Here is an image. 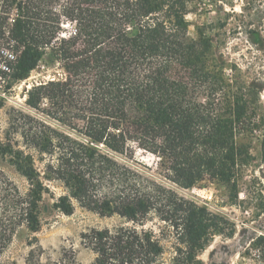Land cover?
Listing matches in <instances>:
<instances>
[{"label":"trees","instance_id":"1","mask_svg":"<svg viewBox=\"0 0 264 264\" xmlns=\"http://www.w3.org/2000/svg\"><path fill=\"white\" fill-rule=\"evenodd\" d=\"M187 2L0 0L2 13L18 12L9 28L0 15V60L13 42L21 79L52 48L66 78L34 86L27 105L40 111L46 102L48 118L75 133L15 109L8 113L0 157L29 187L21 193L0 170V255L21 227L40 231V203L48 183H58L66 194L55 208L63 214H73L75 200L133 223L82 235L81 244L95 255L91 264H157L164 247L152 231L138 229L151 215L175 231L173 264H204L200 253L223 234L219 217L127 162L134 144L162 159L164 177L178 187L209 181L226 187L235 202L242 168L253 161L244 141L255 133L264 162L262 86L226 78L205 33L188 36ZM58 3L62 15L54 12ZM63 18L73 27L64 35ZM258 240L264 262V237ZM54 264L79 263L65 251Z\"/></svg>","mask_w":264,"mask_h":264},{"label":"rangeland","instance_id":"2","mask_svg":"<svg viewBox=\"0 0 264 264\" xmlns=\"http://www.w3.org/2000/svg\"><path fill=\"white\" fill-rule=\"evenodd\" d=\"M187 1L185 19L188 23V36L196 40L199 38V30L205 33V37L214 45L213 63L221 65L226 78L239 77L248 84L261 85L260 98L264 109V0ZM59 4L53 7L54 12L62 15L63 9ZM17 13L16 8L9 14L2 13L0 9V15L9 19L7 28L12 25ZM62 21L64 35L72 31L73 27L67 19L63 18ZM2 54L5 58L0 60V66L5 65L4 61H8L11 66L10 71L1 68L0 139H4L8 128V113L12 109L46 121L75 136L73 131L61 128L55 120L48 118L45 114L48 109L46 102H43L40 111L27 105L28 92L34 86L66 78L53 49L46 47L39 67L21 79L17 78V71L14 69L19 55L14 43L6 44L2 48ZM10 55L15 58L12 59ZM244 142L251 145L253 161L242 168L237 202L230 198L226 187L209 181L202 182L191 190L178 187L164 177L162 159L136 148L134 144L135 155L132 160L127 159V162L144 171L148 177L179 197L205 206L222 221L220 226L223 234L211 237L209 245L200 253L199 259L204 264H264L258 252L261 249L258 238L264 237V162L261 159L259 133L253 134ZM0 170L21 193L27 192L29 186L26 179L16 171L8 158L0 157ZM48 187L49 193L44 194L40 203V231L32 234L24 227L18 229L12 243L0 255V264H54L65 251H73L79 264H91L95 255L81 244L82 235L92 230H115L133 226V223L123 217L104 215L75 200L73 214L65 215L55 208V203L66 191L58 183H48ZM149 219L144 227L138 229L152 231L164 247L165 253L157 264H173L178 246L175 231L155 215H151ZM31 249L34 250L32 254Z\"/></svg>","mask_w":264,"mask_h":264},{"label":"built area","instance_id":"3","mask_svg":"<svg viewBox=\"0 0 264 264\" xmlns=\"http://www.w3.org/2000/svg\"><path fill=\"white\" fill-rule=\"evenodd\" d=\"M10 56H11L12 59L15 58L14 55H10ZM1 68H2L3 70H5V71H10V69H9L6 65H3V67L0 66V83H1V81H2V79H3V76H2V74H1ZM3 82H4V81H3ZM0 87H2V86H0Z\"/></svg>","mask_w":264,"mask_h":264}]
</instances>
